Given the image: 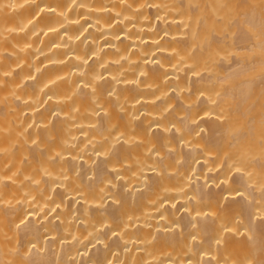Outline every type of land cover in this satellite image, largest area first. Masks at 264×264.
Listing matches in <instances>:
<instances>
[{
  "label": "bare ground",
  "instance_id": "obj_1",
  "mask_svg": "<svg viewBox=\"0 0 264 264\" xmlns=\"http://www.w3.org/2000/svg\"><path fill=\"white\" fill-rule=\"evenodd\" d=\"M0 264H264V0H0Z\"/></svg>",
  "mask_w": 264,
  "mask_h": 264
},
{
  "label": "rangeland",
  "instance_id": "obj_2",
  "mask_svg": "<svg viewBox=\"0 0 264 264\" xmlns=\"http://www.w3.org/2000/svg\"><path fill=\"white\" fill-rule=\"evenodd\" d=\"M17 239H19V237H18V238H15V240H17ZM15 240H14V241H15Z\"/></svg>",
  "mask_w": 264,
  "mask_h": 264
}]
</instances>
